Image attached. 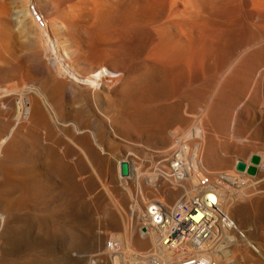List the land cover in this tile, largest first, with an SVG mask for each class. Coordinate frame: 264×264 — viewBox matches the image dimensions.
Returning a JSON list of instances; mask_svg holds the SVG:
<instances>
[{
    "label": "bare ground",
    "instance_id": "1",
    "mask_svg": "<svg viewBox=\"0 0 264 264\" xmlns=\"http://www.w3.org/2000/svg\"><path fill=\"white\" fill-rule=\"evenodd\" d=\"M243 1L244 4H248L250 0ZM168 2H171V0H168ZM182 2H184V0H182ZM250 2L249 4L251 5ZM143 3L147 6H151L153 9L161 7L159 0H144ZM224 4L225 3H223V6ZM18 5L16 11H14L15 15H13V19H8L6 17L10 10L8 4H0V22H10L9 25H4V27L8 29L5 28V30H1L2 32L0 33V76L2 78L12 77L15 80H23L22 85H19V81H17V84H15L16 82L14 81V86H10L12 82L9 84V87H6V84L5 87L0 85V264H53L57 259L54 254L57 251H53L55 242H61V247L66 244L68 245L67 247H69V243L73 241H70L71 239L68 237V230H65L66 228L63 227L58 230L49 228L47 222L51 217L56 219L68 217L70 218L69 220L72 219L74 221L70 213L72 196L75 191V185L73 184L76 183L78 187L79 185L80 187L83 186L81 182L77 183V176L80 174L82 176V173H86L87 168L91 166V169H95L94 171L98 179L102 178L103 180L104 177L108 179L116 177L114 179H117L119 177L118 179L122 182L127 179L129 180V178L138 181L141 179L140 174L136 173L132 168H128L129 172L127 175L121 174V168L116 171L112 170L113 167L111 164L116 160L119 161V158L106 154L104 145L96 139H93V136L85 130V122L90 120V118H94V116L97 117L99 122L97 121L96 125L100 130L99 137H103L106 133V131H103L104 128L108 131L107 134L112 138H124L125 140L137 139L138 141H144L150 144V146L152 144L170 143L172 137L169 133L167 135L165 128L166 122L162 118L166 113H183L182 108L184 107V100L187 102L190 100V96L198 95L197 91H195L196 89L191 90V86L193 83L199 82V80L204 82V79H207L202 71L204 63L209 72H215L213 76L217 75V71L223 66L224 62L227 64L226 62L228 59L233 57L236 52L238 54L240 47L245 43H240V35L239 39H236L233 34H230L226 30L217 32V34L212 32V30L206 26L208 20L205 23L206 19L201 16L202 19H197L195 21H193L191 17L192 21L187 23V28L175 27V30L178 29L176 35H173L176 31L173 34H168L171 33L168 31H166V34H158L150 24H141V22L136 26L127 27V21L126 24L120 21L121 24L118 27L116 26L117 28L111 25L110 27L103 26L102 28H98L95 26H82L81 24L73 25L70 23V25L65 23L64 20V26H62L65 29L67 37L62 35L65 33L60 32L62 37H66L62 38L57 35L59 31L56 29H59V27L56 28V25H53L45 18L44 12L46 11L45 13H47L50 9L44 8L42 11L40 8L42 5L40 6L39 0L38 2L19 0ZM104 5L106 6V4ZM167 5L169 6V4ZM43 6L46 7L45 4ZM230 6L228 7L230 8ZM249 6L247 7L248 9ZM175 7L176 6H174V8ZM217 8L218 6L216 9ZM100 10L102 9L100 8ZM260 11L258 12L260 13ZM169 14L167 17H169ZM240 14L242 13L240 12ZM165 17L166 16H164V18ZM188 17L190 18V16H187V18ZM230 25H232V23H230ZM242 25L243 24L240 26ZM246 32L247 31H245V34ZM112 41L113 43H111ZM110 47H112V49H108ZM237 54L236 56L239 55ZM232 61H234V59ZM232 61H230V64ZM240 61L242 62L243 60H239V62ZM230 64L228 65L229 68H231ZM229 68L227 71L225 69V71L236 74L239 71L236 66L231 69ZM227 74L230 73L228 72ZM261 74L263 76L261 72L260 79ZM222 77H227V75ZM214 78L216 77H213V79ZM213 79L209 80V82L206 80L204 85L207 87V91L208 89H212V91L214 90L215 92L211 102L207 103V100L204 104L205 106H199V101L197 103L191 101L188 109L197 114L203 113L205 117H202L205 118V122L214 123L216 126L229 127V125L233 126L234 123L235 125L239 123L246 126L252 122L254 123L253 126L257 134L263 131L264 107L259 105L257 101L254 102V97L253 99L251 98L253 101L249 99V102L246 104L245 102L247 100H244L245 102L242 106L245 105L242 109L240 108V114L236 115L234 112L239 118L236 116L235 118L233 117L234 120L231 118L233 123L227 121L226 119L228 118L225 119V116L219 115L220 113L227 114L230 111L233 112L231 109L236 105L233 99H235L234 96H237V94L239 96L241 87H233L235 85H232V83H235V80H230V83L226 78L222 80L221 78H218L219 80ZM236 80L238 81V79ZM257 80L256 83L258 82ZM253 81L254 80H251V83ZM239 83L241 85V82L238 81V84ZM203 84L204 83H202V85ZM236 88H239L238 90H240V92ZM234 93L236 94L234 95ZM257 93L259 94V92ZM172 97L175 99V101L173 100V108L170 107L168 103V100L172 99ZM204 97L206 98V96ZM198 98L202 99V97ZM237 104L239 105V103ZM228 109H230V111ZM157 114H159V118L160 115L162 117L160 122H158L157 119L154 120ZM232 116L233 115H231V117ZM153 121L157 122L156 126L153 124ZM166 126H168V124ZM236 128L234 131H236ZM247 133L244 134L247 135ZM260 133L259 135H261ZM236 136L235 138H237ZM198 137L199 141H197V145L195 144L197 146V151L194 153L192 161L193 166H190L189 162L187 164L185 159L184 161L182 159L180 160V158L174 163L177 159L174 158L175 160H173L172 158L173 165L169 169L170 171L168 170L171 179L168 176L167 178H169L170 181L174 180L177 185L181 184L183 186L178 194H176V192L174 193L176 196L175 198L184 194L193 195L197 190L196 186L199 178L197 175L199 172L197 171L198 173L196 174L195 171L201 168V170H199L202 172V169L204 170L203 167L211 160L213 162L216 156H218L216 152L215 159H212L215 154H213L214 152L211 153L210 150L213 142L211 137H207L204 132L198 134ZM238 137L240 136L238 135ZM216 145L218 147V144ZM212 149L214 150V148ZM216 149L215 151H217ZM176 150L179 152V149L176 148ZM240 150L246 155L249 153L247 146H244ZM172 153L173 151L168 154L172 155ZM184 153L185 152L182 150L181 155H185ZM177 154L175 153L174 156ZM169 155H165V158L170 157ZM252 155H254L253 152L249 153L246 159H244V155V158H240L241 160L238 159L237 164L243 162L245 165L243 170H237L235 167L236 172L233 170L227 174H223V179L230 185L225 184V182H212L219 196L215 193L208 192V197L221 204L224 212L234 223L236 231L238 232L239 230L241 232L240 238L243 237L242 241L246 242L245 245L264 257V251L261 249L262 245L259 246L260 244L258 242H251V240L247 239L249 235L245 239L246 231L243 230L245 231L244 234L241 230L245 228L247 222L249 224L250 221L256 220L260 214L262 215L261 209L256 203L257 197H252L257 193V187H255V183L253 184V178L258 181V176H264V153L255 154L259 156L260 160L259 163L255 165L256 172L254 174H249L247 168L251 165L250 159ZM162 158L163 156L160 159ZM172 160L168 158L167 162ZM217 160H219V157ZM89 168L87 173L89 172ZM160 172H158L159 175L161 174ZM165 172L167 173V171ZM165 172L163 171V174H166ZM152 175L151 178L154 175L157 176L156 174ZM165 177L166 176H164V178ZM157 179H159V176L156 177V180ZM153 180L154 178L151 179L152 183ZM168 180L164 181L165 185L166 182L168 183ZM89 182L91 183V180ZM260 183L262 184V182ZM224 184L229 189L226 188L224 190ZM179 187L181 186L179 185ZM84 188L83 186V189H81L82 192ZM77 190L79 189L77 188ZM144 192H146V190ZM149 193L150 192H148V194ZM175 200L179 202L182 199H174V201ZM153 203L159 206L162 202L158 201ZM54 204L55 212H52L53 215L41 214V212L35 209ZM117 208L121 216L122 229L124 233L129 232V224L125 219L124 213L120 209L121 207ZM229 210L235 213V215H231ZM146 212L147 208L139 220L146 216ZM135 214L134 212L132 217H135ZM139 216H141V214ZM145 223L147 224V222ZM84 227H86V224ZM257 228L259 227L257 226ZM80 231L84 240H92L93 244L91 242V245H93L94 249L99 251L102 250V242L107 238L105 233H98L92 236L93 232L90 229ZM237 232H230V234L227 235L228 238L225 242L228 243L231 241L232 243L234 241V244L232 243L230 246L238 243V240L237 242L233 240L235 234L238 236ZM139 234H141V238L142 236L145 238L143 240L147 241L150 250L155 253H149V249L148 252L146 251L147 248H141L140 251H133L134 249L127 250L128 252L126 255L123 249L126 250V247L129 248L134 240H130L126 233L125 235L127 237H124L123 233L118 232L112 234V238L117 241L119 248L112 250L106 246V253L102 254L100 258L105 264H126L131 258H141L142 264H149V258H146L149 255L159 260H164L174 255L173 251L167 250L157 243L156 230L148 228V231L144 232L141 229ZM229 237H231L230 240ZM36 244H38V246ZM89 244L90 243H88V245ZM223 244L225 243H222L216 251L210 252L209 256L201 255L199 264H229L227 263L228 261L222 263L218 260L221 253L224 259L232 254L230 251L231 249H229L230 246H225L223 248ZM242 245H239V247ZM60 246H57V248H60ZM67 247H65V251ZM69 249H71V247ZM64 255L66 254H63V256ZM70 256L71 255H69V257ZM59 257L61 259L57 260L62 264L61 261H64V259L62 256ZM68 258L67 260H70ZM255 258L256 259L253 260L254 264L257 260V257ZM258 259L260 261L261 258ZM250 260L252 261V258H250Z\"/></svg>",
    "mask_w": 264,
    "mask_h": 264
},
{
    "label": "rangeland",
    "instance_id": "2",
    "mask_svg": "<svg viewBox=\"0 0 264 264\" xmlns=\"http://www.w3.org/2000/svg\"><path fill=\"white\" fill-rule=\"evenodd\" d=\"M31 1H34V2L37 1L38 2V0H31ZM143 1L142 0H119V1L118 0H39V4H40V6L42 5L40 7L42 11L44 8L50 9L49 11H47V13H45L46 11L44 12L45 18L47 21L51 22L53 25H56V28L59 27V29L58 28L56 29L59 31L57 34L58 36H61V33H65V29L63 28L64 20H65V23H67V24H70V23L73 25H80L81 24L82 26L83 25L84 26L85 25L91 26V27L95 26L98 28H100V27L102 28L103 26L104 27H106V26L110 27V25L114 28H117L121 24L120 21H122L123 24H126V21H127V24H126L127 27L136 26L137 24H140V22H141V24L142 23L150 24V26L158 34H166V31L171 32L168 34H173L176 31L173 34V35H176V33L178 32V29L175 30V27L176 28H179V27L187 28L188 22L190 23V21H192V20L195 21L197 19L199 20V19H202L204 17L206 19L205 23L208 20L206 23V26L209 27L212 30V32L217 34V32H220L222 30H226L230 34H233V36L236 37V39H239V35H240V39H239L240 43L241 44L245 43V44L244 45L242 44V46L240 45L241 47L238 51L239 55L236 52V54L238 56H236V54H235L233 57L228 59V61L226 62L227 64H225V62H224L223 66L220 67L219 71H217L218 72L217 75L213 76V74H215V72H209L206 64L205 63L203 64L202 71L204 72L203 74H204V76H206L205 78H207V79H204L205 80L204 82L199 80V82L193 83V85L191 86V88H192L191 90L196 89L195 91H197L198 95L190 96L189 97L190 100H188L187 102L184 100V107L182 108L183 113H179V114L178 113H172V114L166 113V115L164 116L165 118L164 117L162 118L161 115L159 118V116H158L159 114L155 115L154 120L157 119L158 122H160L161 118L165 120V122H166L165 128L167 131V135L169 133V135L172 137V141L170 143L157 144V145L152 144L150 146V144H147L144 141H138L137 139H126L125 140L124 138H121V139L115 138V137L112 138L111 136H109V134H107L108 131L104 128H103V131H106V133L103 135V137L102 136L99 137L98 135L100 133V130L96 125L97 121L99 122L97 117L94 116V118H90V120L85 122V124H84L85 130L88 131V133H90L91 136H93L92 137L93 139H96L98 142H100L104 145L106 154H109L110 156L112 155V156H115L116 158H119V161L116 160L115 162H113L111 164V166L113 167L112 170L116 171L117 169L121 168L120 166H121L122 162H127L128 168H130V169L132 168L134 171H136V173H139L141 179L138 181L136 179L129 178V180L127 179L126 181H123V182L120 181V179H118L119 177L117 179H114L116 177H114V178L112 177L109 179L107 177H104L103 180H102V178L98 179L96 176V172L94 171L95 169L94 168L91 169V166H89L90 168L88 167L89 168L88 173H87V171H88V168H87L86 173L84 172L85 174L82 173V176H81V174L79 176H77V179H76V181L78 180L77 183L81 182V184L85 188L82 192L81 189H83V186L80 187V185H79V187H78L76 183L73 184V185H75L74 186L75 191H74V194L72 196L73 199H72V206L70 209V213H71V216H73L71 218H74V221L72 219L69 220L70 218H68V217H62L59 219L51 217V218H49V220L47 222V225L49 226V228H53V229L58 230V229H61L64 227V228H66L65 230H68L70 232L69 233L67 231V234H68L69 239H71L70 241H73V242L69 243L70 244L69 247H67L68 246L67 244L61 247L60 245H62V243L57 242V241L53 245V249H54L53 251L54 252L57 251L54 253L55 256L57 257V259L58 260L61 259L59 256H62V258L64 259V261H61L62 264H81V263L82 264H105V262L100 258V256L102 254L106 253V251H105L107 249L106 241L108 239H112V234H116L118 232L123 233L124 237L128 236V238L130 240L133 239L135 242V243L133 242L132 245L129 246V248L126 247L127 248L126 250L123 249L124 252L126 253V255L130 249L131 250L134 249L133 251H138V250L140 251L141 248L142 249L147 248L146 251H148V249H149V251H150V252L148 251L149 253H152V254L155 253L154 251L150 250L149 246L147 245V241L143 240L145 238L143 236L141 238V234H139L141 231V223L140 222L143 220L145 221V218L140 219V220H139V218L143 216L145 209L147 208L149 203L158 202V201L162 202V203L170 202L171 199L173 201L171 200L170 203H173V202L178 201V200L174 201V199H183L184 198V196L186 194L181 195L179 197L177 196L178 198H175L176 196L174 195V193L176 192V194H178V192H180L179 190L183 186L181 184H179L181 186V187H179V185H177V183H175L174 180L170 181L171 175L168 172L170 171L169 169L173 165L172 162H173V160H175L174 158L177 159L174 163H176L178 161V159L180 158V160L185 159L186 161L185 160L184 161L187 162V164L189 162V165L193 166L192 161H193L194 153L197 151V146H196L197 141H199L198 134L204 132L207 135V137H211L213 140V142L211 144L212 146L210 147L211 153L214 152L213 154H215L217 152L216 154H218V156H216V154L215 155L212 154L213 155L212 159L213 158L215 159V156H216V159L213 160L214 164L211 160L210 162H212V163H210V162L207 163V165H205L203 167L204 170L202 169V172H200L201 168H198V170L195 171L196 174L199 172L197 174L199 177L204 172V174L209 178L211 183L212 182H214V183H220V182L224 183L225 182V184H229L228 182H226L223 179V177H224L223 174H227L228 172L233 171V170L236 172L235 167L237 165L238 159L241 160L244 157H245L244 159H246L248 157V154L251 152H253L254 154L264 153V134H262V133H264V129H263V131H260L261 133L258 132V134H257V132H255L256 130L253 126L254 123L251 122L250 124H247L246 126H244L243 124H239V123L237 125H235V123H234L233 126H230V125H229V127L227 126L228 128L225 126L224 127L223 126L222 127L216 126L214 123H211V122L206 123L205 118H203V117H205V115L203 113L197 114L196 112H193L192 110L190 111V109H188L190 107L191 101L196 102V103L199 101L198 102V104H200L199 106L204 105L207 100H208L207 103L211 102V100L214 97L215 92H214V90L212 91V89H210V90L208 89V91H209L208 92L206 89L207 87L204 86L206 83V80H208V78L210 76L211 77L209 78V80H212L213 77H216L214 79H217V80H219L220 78H221V80L224 78H226V80H227V78L229 77L230 79L228 78L227 81H230V80L234 81L235 80L234 81L235 83H232V85H235V86H233L234 88L238 87V86L241 87V88L239 87L241 92H240V90H238L239 88H236V89L242 94H240L238 91L235 90L237 93H239V96H238V94H237V96H234L236 93H234V95H233L235 97V99H233V102L235 101L234 104H236L233 109L230 108L231 110H233V112H231L230 109H228L231 113L230 112H228L227 114L226 113L225 114L224 113L223 114L218 113L220 116H222V115L225 116V119L230 118L229 120L226 119L227 121L230 122L231 118H233V117L235 118L236 115L240 114L239 112H241L242 107L247 102H249V99H250V101H253V100H251V98L253 99V97H254V102L257 101L259 103V105H262L264 107V78H263L264 77V72H263V70H264V20H263L264 19V11H263L264 10V0H250L251 2L250 1L249 2L251 3V5L249 4V2H248V4H244L243 0H238V1L237 0H231V1H229V0H225V1L224 0H219V1L218 0H210V1H208V0H198V1L197 0H184V2H182V0H179L180 2L176 1V0H171V2H168V0H159L161 3V7L155 8V9L151 8V6H149V5H148L149 6L148 7L147 5H145L143 3ZM106 2H108V3H106ZM173 2L175 5L173 4ZM230 2H232V3H230ZM47 3H49V4H47ZM223 3H225L224 6H223ZM0 4H8L9 9H10L8 12L9 17L8 16H6V17L8 19H10V18L13 19V15H15L14 11H16V9L19 6L18 5L19 0H0ZM44 4L46 5V7L43 6ZM104 4H106V6ZM167 4H169V6ZM234 4H235V6H234ZM173 5L176 7L174 8ZM230 5H232V6H230ZM217 6H218V8L216 9ZM228 6H230V8ZM240 6H242V7H240ZM248 6H249V9L247 8ZM212 7H214V8H212ZM81 8H84V9H81ZM93 8H95V9H93ZM100 8L102 10H100ZM186 8H188V9H186ZM209 9H210V11H209ZM232 9H234V10H232ZM95 10H96V12H95ZM221 10H223V11H221ZM260 10L262 11V13ZM219 11H220V13H219ZM239 11L242 14H240ZM258 11H260V13ZM211 13H213V14H211ZM98 14H99V16H98ZM168 14H169V17H167ZM195 14L197 15V17ZM210 14L212 15V17ZM215 14H216V16H215ZM240 15H242V16H240ZM113 16H115V17H113ZM164 16H166V17L164 18ZM187 16H190V18L189 17L187 18ZM191 17H192V20H191ZM209 17H211V18H209ZM184 18H186V19H184ZM78 21H79V23H78ZM223 21H224V23H223ZM243 21H245V22H243ZM256 22H258V23H256ZM0 23H2V24H0V33H1L6 28V27H4V25H9L10 22H0ZM230 23H232L233 26L230 25ZM241 24H243V25L240 26ZM219 28H221V29H219ZM6 29H8V28H6ZM245 31H247L246 34H245ZM235 34H236V36H235ZM62 35L66 36V33L62 34ZM237 36H238V38H237ZM66 37H62V38H66ZM241 40H242V42H241ZM113 41L111 43H113ZM258 46H259V48H258ZM108 49H112V47H110ZM252 49H253V51H252ZM254 58H256V59H254ZM233 59H234V61H232ZM239 60H243V61L239 62ZM230 61H232L231 64H230ZM229 64L231 65V68H233L234 66H236L238 68L239 71L237 72V74L232 73L230 71H228L230 74H227L228 72H226V71L229 68V66H228ZM231 68H229V69H231ZM225 69H226V71H225ZM259 72L263 73V76L261 74V79H260V73ZM209 73H211V74H209ZM226 75H227V77H222V76H226ZM231 75L232 76L234 75V76L232 77ZM258 75H259V77H258ZM242 77H243V79H242ZM236 79H238V81L241 82V85H240V83L238 84V81ZM259 79H260V81H259ZM209 80H208V82H209ZM251 80H254V81L251 83ZM256 80L258 81L257 83H256ZM0 81L3 82V83L0 82V85H3L4 87L6 85H7L6 87H9V84H11V82H12V84L10 86H14L15 84H17V81H19V85H22V82H23V80L22 81L21 80H15L12 77L2 78L1 76H0ZM14 81L16 82L15 84H13ZM202 83H204V84L202 85ZM230 83H231V81H230ZM210 91H212V92H210ZM257 92H259V94ZM204 96H206V98ZM255 96L256 97L258 96V97L256 98ZM198 97H202V99L201 98L199 99ZM194 98H196V99H194ZM257 99L261 102V104ZM173 100L175 101L174 97H172V99L168 100L170 107L174 106ZM244 100L245 101L247 100V101L245 102ZM244 102H245V104L242 106V104ZM237 103H239V105ZM236 108L237 109L241 108V109L237 110ZM235 109H236V111H235ZM234 112L236 113V115L234 114ZM231 115H233V116L231 117ZM236 117L239 118V116H236ZM234 118L232 120H234ZM154 122L155 121H153V124L156 126L157 122H155V123ZM231 123H233V122L231 121ZM167 124H168V126H166ZM234 126H235V128L239 127L238 130L236 128V131H234V129H235ZM241 128H243V129H241ZM244 129H246V130H244ZM240 130H241V132H240ZM197 132H200V133H197ZM171 133H172V135H171ZM244 133H247V135ZM259 133L261 135H259ZM237 134L240 137H238ZM234 135L235 136L237 135L236 136L237 138H235ZM215 141H216V143H215ZM218 142H220V143H218ZM231 142H232V144H231ZM216 144H218V147ZM233 144L237 148V150L233 146ZM243 145L247 146L249 149V153H247V155L244 154V152L240 150L241 148L244 147ZM165 147H166V149H165ZM176 148L179 149V152H178V150H176ZM212 148H214V150ZM215 149L217 151H215ZM182 150L185 152L184 153L185 155H181ZM229 150L231 153L229 152ZM171 151H173V153H172V155L171 154L169 155L168 153ZM187 152H188V154H187ZM175 153L176 154L178 153L179 155L177 154L174 156ZM159 155H160V158L162 156H163V158L160 159ZM165 155H169L170 157H168V158L170 160H172V158H173V160L167 162L168 158H165ZM243 155H244V157H243ZM180 156H182V157H180ZM218 157H219V160H217ZM208 164H211V165H208ZM168 165H170V166H168ZM205 170H206V172H205ZM157 171L158 172L162 171V172H160L161 176L159 175V173ZM163 171L164 172L167 171V173L165 172L166 174H163ZM153 172H157L158 175H157V173H153ZM237 172H239V171H237ZM152 173H153V175L156 174L157 176L154 175L155 176L154 177L152 175ZM236 174H239V173H236ZM144 175H146V176H144ZM151 175L153 176L152 178H154L153 183L151 182V179H152ZM163 175L166 177L164 178ZM148 176H149V178H148ZM158 176H159V179L156 180V177H158ZM167 176L170 177V179L167 178ZM249 176L253 177L251 175H249ZM261 177L258 176V178H259L258 181L253 178V184L255 183L254 184V185H256L255 187H257V190H256L257 193L252 198L257 197L256 203L259 206V208L261 209L260 211H261L262 215L260 214V216H258L256 218V220L250 221L249 224L247 222V224L245 225V228H243L241 230L244 234L246 231V235L244 237L245 239L249 235L247 239L251 240V242H255V241L258 242L260 244L259 246L262 245L261 249L264 251V246H263L264 245V220H263L264 219V176L262 178ZM90 178H92V179H90ZM90 180H91V183L89 182ZM167 180H168V183L166 182V185H165L164 181H167ZM260 182H262V184ZM214 183H212V184H214ZM225 184H224V190L226 188L229 189ZM77 188L79 190H77ZM145 190H146V192H144ZM79 191H80V193H79ZM147 191L150 193L148 194ZM115 202H118V203H115ZM132 203H133V205H132ZM56 204H58V203H56ZM74 205H76V206H74ZM48 206H42V207H38L35 209L37 211L41 212V214H45V215H49V214L51 215L52 214L53 215V213L55 212V208H54L55 204L54 205H48ZM133 206H134V208H133ZM117 207H119V208L121 207L120 209L123 211L125 219H126L127 223L129 224V225L127 224L129 232H125L127 236L125 235V233L122 229V225H121L122 222H121V218H120L121 216L118 213L119 209ZM141 208L142 209L145 208V209H143L144 211ZM138 211L139 212L141 211V212L139 213ZM134 212L136 213L135 217L134 216L132 217V214ZM229 213L231 215H233V214L235 215V213H233L231 210H229ZM140 214H141V216H139ZM65 218H66V220H65ZM137 218H138V221H137ZM76 219H77V221H76ZM57 220H59V221H57ZM52 224H54V225H52ZM64 224L67 226H65ZM85 224H86V227H84ZM257 226L259 228H257ZM79 227L82 229H80ZM75 228H77V229H75ZM79 229L80 230H84V229L92 230V232H93L92 236L94 234H98V233H101V234L105 233L107 235V238H105L106 240H103L104 242H102V250L99 251L97 249H94L93 245H91V242H92L91 239H88V240L85 239L84 240L82 233ZM139 229H140V231H139ZM243 230H245V231H243ZM132 232H133V234H132ZM108 235H109V237H108ZM232 236H233V234H232ZM236 236L237 235L235 234L233 237V240H235V242H237V240H238V243H236L235 245H232L233 247L230 245L232 243L234 244V241L232 243H231V241H229L228 242L229 244L227 242H225V244H223V248L225 246L226 247L230 246L229 249H231L230 251L232 254H230V256H228V258L224 259V256L221 253L218 257L219 262L221 261L222 263H226L228 261L227 263H229V264H238L239 262H240L239 264H254L253 260H255L256 259L255 257H257L255 264H262V262L264 261V257L260 256V254L254 252L252 249H250V247L245 245L246 242L242 241L243 237L240 238L241 237L240 233L238 234L239 237L237 236L238 238ZM230 239H231V237H229V240ZM76 241H77V243H76ZM88 243H90V244L88 245ZM258 243H257V245H258ZM92 244H93V242H92ZM242 244H244V245H242ZM36 245L38 246V244H36ZM236 245H237V248H236ZM239 245H242V246L239 247ZM57 246H60V248L59 247L57 248ZM65 247H67L66 251H65ZM70 247H71V249H69ZM68 249L70 252L68 251ZM63 251L67 252L68 254L64 253ZM232 251H234V252H232ZM236 252H237V254H236ZM234 253H235V256H234ZM63 254H66V255H64L65 257L63 256ZM69 255H71V256L69 257ZM67 258L70 260H67ZM250 258H252V261L250 260ZM258 258H261L262 260L260 259V261H259ZM57 259L55 260V262H57V263L54 262L53 264H60ZM227 259H229V260H227ZM236 259H237V261H236ZM67 261H68V263H67ZM223 261H225V262H223ZM263 264H264V262H263Z\"/></svg>",
    "mask_w": 264,
    "mask_h": 264
},
{
    "label": "built area",
    "instance_id": "3",
    "mask_svg": "<svg viewBox=\"0 0 264 264\" xmlns=\"http://www.w3.org/2000/svg\"><path fill=\"white\" fill-rule=\"evenodd\" d=\"M196 187L193 195H185L179 202H165L159 206L149 203L144 216L147 224L141 221L142 231L156 230L157 243L174 252L164 260L149 255L146 257L149 264H199L201 255L209 256L225 243L230 232H237L221 204L209 199L208 192L219 195L204 173L198 178ZM151 205L155 206L154 212L149 211ZM155 215L160 217L158 221ZM237 233L241 234L239 230ZM106 246L112 250L119 248L113 238L106 241ZM126 264H142V260L131 258Z\"/></svg>",
    "mask_w": 264,
    "mask_h": 264
},
{
    "label": "water",
    "instance_id": "4",
    "mask_svg": "<svg viewBox=\"0 0 264 264\" xmlns=\"http://www.w3.org/2000/svg\"><path fill=\"white\" fill-rule=\"evenodd\" d=\"M259 160H260V158H259L258 155L254 154V155L251 156V159H250L251 165L248 166V168H247V171H248L249 174H254L256 172L255 165L259 163ZM120 167H121V174L122 175H127L128 172H129L128 163L127 162H122ZM244 167H245V165H244L243 162H239L236 165V169L237 170H243ZM149 211L154 212L155 211V206L151 205L150 208H149ZM154 219L158 221L160 219V217L158 215H155Z\"/></svg>",
    "mask_w": 264,
    "mask_h": 264
}]
</instances>
